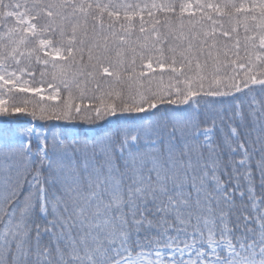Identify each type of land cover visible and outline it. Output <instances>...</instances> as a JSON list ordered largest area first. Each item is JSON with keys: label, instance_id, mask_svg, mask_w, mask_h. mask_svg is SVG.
Returning a JSON list of instances; mask_svg holds the SVG:
<instances>
[{"label": "snow or ice", "instance_id": "1", "mask_svg": "<svg viewBox=\"0 0 264 264\" xmlns=\"http://www.w3.org/2000/svg\"><path fill=\"white\" fill-rule=\"evenodd\" d=\"M0 116V264H264V0H0Z\"/></svg>", "mask_w": 264, "mask_h": 264}, {"label": "rangeland", "instance_id": "2", "mask_svg": "<svg viewBox=\"0 0 264 264\" xmlns=\"http://www.w3.org/2000/svg\"><path fill=\"white\" fill-rule=\"evenodd\" d=\"M48 91L51 90H46L45 91V95L47 94ZM57 101H51V103H56ZM7 118L0 116V125H3L5 120ZM25 122V118H21L20 124L18 126L23 127ZM113 126L110 124H106L104 122H97V124L95 125H88L86 123H82L78 126L77 131L80 133V138L83 139L85 136L91 137L94 134L95 135H99V134H103L105 131L111 129ZM90 129L94 130V131H90Z\"/></svg>", "mask_w": 264, "mask_h": 264}, {"label": "trees", "instance_id": "3", "mask_svg": "<svg viewBox=\"0 0 264 264\" xmlns=\"http://www.w3.org/2000/svg\"><path fill=\"white\" fill-rule=\"evenodd\" d=\"M227 162V157H225V163ZM81 163H82V161H81Z\"/></svg>", "mask_w": 264, "mask_h": 264}]
</instances>
